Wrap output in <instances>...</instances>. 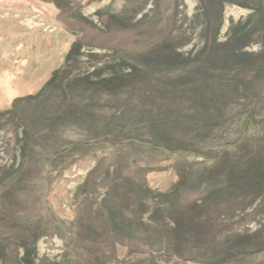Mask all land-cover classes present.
I'll list each match as a JSON object with an SVG mask.
<instances>
[{"label":"rangeland","instance_id":"1","mask_svg":"<svg viewBox=\"0 0 264 264\" xmlns=\"http://www.w3.org/2000/svg\"><path fill=\"white\" fill-rule=\"evenodd\" d=\"M264 264V0H0V264Z\"/></svg>","mask_w":264,"mask_h":264},{"label":"water","instance_id":"2","mask_svg":"<svg viewBox=\"0 0 264 264\" xmlns=\"http://www.w3.org/2000/svg\"><path fill=\"white\" fill-rule=\"evenodd\" d=\"M164 256H166V255L163 254V253H160V254H153V255L151 256V259H150V261H149L148 264H155V263L157 262V260H159L160 258H162V257H164Z\"/></svg>","mask_w":264,"mask_h":264}]
</instances>
